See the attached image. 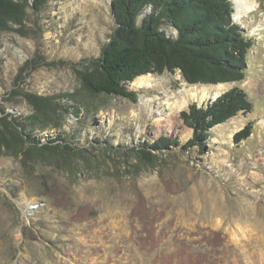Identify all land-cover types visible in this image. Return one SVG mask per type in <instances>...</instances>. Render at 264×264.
Returning a JSON list of instances; mask_svg holds the SVG:
<instances>
[{"label": "rangeland", "instance_id": "374dc122", "mask_svg": "<svg viewBox=\"0 0 264 264\" xmlns=\"http://www.w3.org/2000/svg\"><path fill=\"white\" fill-rule=\"evenodd\" d=\"M233 1L232 22L253 43L244 79L189 85L179 72L149 74L126 86L134 102L80 88L78 73L115 28L111 0L27 6L23 25L0 34V116L31 115L25 93L50 98L61 126L36 138L60 136L87 158L46 154L41 143L40 155L0 150V264H264V0H247L254 11L239 19ZM234 87L252 109L211 129L201 154L148 150L152 165L138 157L161 137L184 145L192 130L180 113Z\"/></svg>", "mask_w": 264, "mask_h": 264}, {"label": "trees", "instance_id": "16d2710c", "mask_svg": "<svg viewBox=\"0 0 264 264\" xmlns=\"http://www.w3.org/2000/svg\"><path fill=\"white\" fill-rule=\"evenodd\" d=\"M47 1L0 0V34L23 25L27 6L37 13ZM146 9L149 13L139 22ZM110 13L115 28L109 41L99 57L89 62V68L78 73L80 88L89 97H120L134 102L135 93L126 86L138 77L165 71L179 72L189 85L238 83L245 77L246 57L253 43L232 22V0H111ZM163 24L175 31L174 37L161 30ZM59 97L76 101L74 94ZM23 98L32 114L23 120L0 116V150L10 155L19 152L26 157L37 154L34 146L41 143L40 152L53 154L61 149L87 159L81 152L60 144V136L42 135L43 142L37 139L36 133L60 127L61 118L51 112L56 107L52 99L30 93H25ZM251 109L245 92L234 87L214 101L202 106L192 104L180 113V119L192 130L191 138L184 145L176 138L161 137L135 150L136 154L147 165L154 163L151 151L196 147L201 154L211 129ZM60 111L68 112L62 107ZM250 131L251 124H248L233 135V141L245 140Z\"/></svg>", "mask_w": 264, "mask_h": 264}, {"label": "bare ground", "instance_id": "6f19581e", "mask_svg": "<svg viewBox=\"0 0 264 264\" xmlns=\"http://www.w3.org/2000/svg\"><path fill=\"white\" fill-rule=\"evenodd\" d=\"M233 4L237 12V19L245 13L254 11V7L247 5V0H234Z\"/></svg>", "mask_w": 264, "mask_h": 264}, {"label": "water", "instance_id": "95a60500", "mask_svg": "<svg viewBox=\"0 0 264 264\" xmlns=\"http://www.w3.org/2000/svg\"><path fill=\"white\" fill-rule=\"evenodd\" d=\"M217 98V96L216 97H214L211 101H214L215 99Z\"/></svg>", "mask_w": 264, "mask_h": 264}]
</instances>
